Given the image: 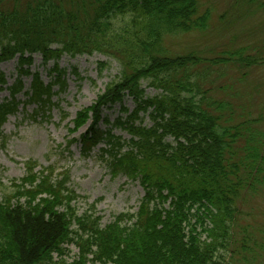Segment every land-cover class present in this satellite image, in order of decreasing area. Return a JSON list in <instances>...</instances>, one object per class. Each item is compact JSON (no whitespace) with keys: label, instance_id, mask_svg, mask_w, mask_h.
I'll return each instance as SVG.
<instances>
[{"label":"trees","instance_id":"1","mask_svg":"<svg viewBox=\"0 0 264 264\" xmlns=\"http://www.w3.org/2000/svg\"><path fill=\"white\" fill-rule=\"evenodd\" d=\"M224 1L218 11L209 0H0V62L19 55L17 72L29 75L31 54L53 61L50 82L34 72L24 92L36 105L33 115L54 103L53 85L66 86L57 63L64 53L98 52L117 61L116 78L76 112L70 133L91 122L69 143L79 141L87 155L104 142L100 156L109 172L138 180L144 191L135 213H120L102 228L100 217L77 216L71 207L78 196L66 187L68 170L36 172L35 162H25V176L12 180L13 192L0 199V264H226L236 253L238 204L264 187V130L253 127L259 117L237 118L225 91L233 79L229 68L245 85L247 72L264 66V36H254L264 30V0ZM191 33L211 42L215 34L228 37L208 43L210 58L170 53L169 37ZM239 35L245 39L234 45ZM144 82L158 92L147 95ZM5 83L0 72V89ZM22 89L20 78L7 86L0 126L17 110ZM115 103L114 122L102 119V108ZM101 119L110 127L98 128ZM114 127L129 138L114 135ZM69 242L78 248L71 262L63 259Z\"/></svg>","mask_w":264,"mask_h":264},{"label":"rangeland","instance_id":"2","mask_svg":"<svg viewBox=\"0 0 264 264\" xmlns=\"http://www.w3.org/2000/svg\"><path fill=\"white\" fill-rule=\"evenodd\" d=\"M209 3L220 11L225 1L209 0ZM236 31L239 32V30ZM215 35L212 38L213 42L209 41L210 38L204 39L192 33L169 37L165 45L172 54L198 52L210 58L212 53L209 50L212 47L208 43L214 44L228 37L225 33ZM254 36L263 38L264 30H260ZM243 39L245 38L239 35L234 45L241 44ZM212 52L217 54L214 50ZM16 65V58L0 62V72H3L6 77V84L3 87L10 86L18 77ZM58 65L59 68L66 70V74L61 76V79H65L66 86L59 88L55 84L51 87L52 91L56 92L51 98L54 103L49 107L46 106L43 112L36 114L37 117L31 115L35 107L34 103H25L24 107L23 103H20L15 113L9 115L0 126V199L5 194L13 192L12 180L18 181L25 176L26 161L36 163L35 171L52 165L57 174L68 170L66 187L78 196L71 201V207L76 211L77 216L85 211L88 214L93 213L95 217H100L99 224L103 228L120 213H135L144 191L137 180H129L122 174L113 176L109 172L99 155V148L103 146L101 141L86 156L80 153L81 147L78 142L68 143L71 138H77L88 128L90 120L72 134L68 133V128L72 127L71 120L76 111L92 104L105 86L116 78L120 67L114 59L97 52L75 57L63 54L58 60ZM51 66L52 62L43 65L41 56L34 54L30 70L32 73L37 70L39 79L47 83L51 80L48 74ZM72 69H76L78 75H75ZM229 69L234 75L230 70L228 71L233 79L225 94L233 95L231 102L236 111L240 112V117L237 118L259 117L260 120L253 127L260 126V129L264 130V66L255 67L249 70V73L246 71L249 77L245 85L239 71ZM20 79L24 83V88L17 93V98L23 102L26 99L23 92L29 88L31 76L20 75ZM226 81L227 76L217 85ZM143 87L149 96L158 92L148 87L145 82ZM218 95L221 97L222 93ZM8 96V91L0 90V102ZM124 101V105L129 110L134 108L131 98L125 97ZM118 109V105L110 109L104 108L102 116L113 122L118 115ZM63 112L67 114V117L61 119ZM145 122L149 123V120L146 119ZM97 127L105 129L110 125L101 121ZM112 132L123 138L129 137L119 127H115ZM91 204H95V207H90ZM238 207L239 221L236 227V243L233 245L236 253L230 259V254L228 255L226 264H264V187L256 193L246 192ZM130 222L127 221L122 225ZM72 228L76 229L75 223ZM243 242L246 245L245 250L242 249ZM64 248L63 259L67 262L73 261L78 254L77 246L69 242ZM54 258L57 259V256Z\"/></svg>","mask_w":264,"mask_h":264}]
</instances>
